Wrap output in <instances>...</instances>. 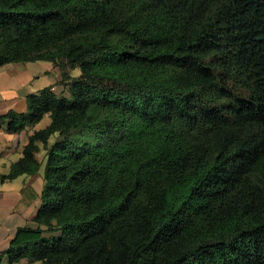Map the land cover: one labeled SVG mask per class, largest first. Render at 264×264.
Segmentation results:
<instances>
[{
    "label": "trees",
    "instance_id": "16d2710c",
    "mask_svg": "<svg viewBox=\"0 0 264 264\" xmlns=\"http://www.w3.org/2000/svg\"><path fill=\"white\" fill-rule=\"evenodd\" d=\"M34 61L62 91L0 115L49 117L0 176L41 143L7 264H264V0H0V67Z\"/></svg>",
    "mask_w": 264,
    "mask_h": 264
},
{
    "label": "crops",
    "instance_id": "0c3cea01",
    "mask_svg": "<svg viewBox=\"0 0 264 264\" xmlns=\"http://www.w3.org/2000/svg\"><path fill=\"white\" fill-rule=\"evenodd\" d=\"M59 81V70L48 61L14 62L0 67V115L8 111L24 112L26 97L44 87L52 86L55 93H60L62 86ZM38 125L19 133H8L4 127L0 128V176L6 175L11 164L22 156L28 137L41 129ZM35 157L40 162L36 174L0 180V254L8 247L18 227H36L33 217L40 206L44 184L45 150L41 143ZM0 264H7L6 260L0 257ZM15 264L40 263L21 259Z\"/></svg>",
    "mask_w": 264,
    "mask_h": 264
},
{
    "label": "rangeland",
    "instance_id": "374dc122",
    "mask_svg": "<svg viewBox=\"0 0 264 264\" xmlns=\"http://www.w3.org/2000/svg\"><path fill=\"white\" fill-rule=\"evenodd\" d=\"M80 73V70L78 68L72 70L71 75L72 76H78ZM49 123V117L46 115L43 117V119L39 122L38 128H44Z\"/></svg>",
    "mask_w": 264,
    "mask_h": 264
}]
</instances>
